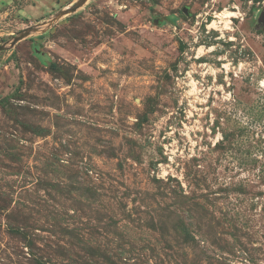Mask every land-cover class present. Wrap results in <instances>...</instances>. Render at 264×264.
Listing matches in <instances>:
<instances>
[{
    "label": "rangeland",
    "instance_id": "1",
    "mask_svg": "<svg viewBox=\"0 0 264 264\" xmlns=\"http://www.w3.org/2000/svg\"><path fill=\"white\" fill-rule=\"evenodd\" d=\"M79 1L0 0V264H264V0Z\"/></svg>",
    "mask_w": 264,
    "mask_h": 264
},
{
    "label": "water",
    "instance_id": "2",
    "mask_svg": "<svg viewBox=\"0 0 264 264\" xmlns=\"http://www.w3.org/2000/svg\"><path fill=\"white\" fill-rule=\"evenodd\" d=\"M86 0H81L78 3H76L71 9H66L65 11H60L59 13H57L54 17L53 20L55 19H59L62 15L69 13V12H74L78 7H80ZM52 20V21H53ZM50 21V22H52ZM257 23L259 25H264V11L261 12L257 18ZM36 28V26L34 27H29L26 28L18 33H16V36L11 40V42L9 43L10 47H13L18 41L22 40L23 38H25L31 31H33ZM6 49V45L0 46V51H3Z\"/></svg>",
    "mask_w": 264,
    "mask_h": 264
},
{
    "label": "bare ground",
    "instance_id": "3",
    "mask_svg": "<svg viewBox=\"0 0 264 264\" xmlns=\"http://www.w3.org/2000/svg\"><path fill=\"white\" fill-rule=\"evenodd\" d=\"M230 17H232V13H228V12H223L222 14H220V15H218V17L217 18H219L220 19V21L222 20V19H224V26L225 27H227L228 26V23H229V18ZM218 19V20H219ZM217 23H219V22H216V21H213L212 23H211V27H213V28H215L216 27V25H217ZM220 25H221V23H219ZM223 26V27H224ZM218 27V26H217Z\"/></svg>",
    "mask_w": 264,
    "mask_h": 264
},
{
    "label": "flooded vegetation",
    "instance_id": "4",
    "mask_svg": "<svg viewBox=\"0 0 264 264\" xmlns=\"http://www.w3.org/2000/svg\"><path fill=\"white\" fill-rule=\"evenodd\" d=\"M263 27H264V25H263Z\"/></svg>",
    "mask_w": 264,
    "mask_h": 264
}]
</instances>
